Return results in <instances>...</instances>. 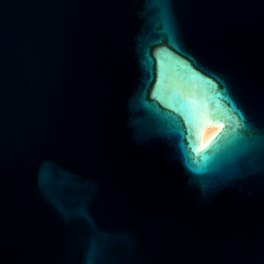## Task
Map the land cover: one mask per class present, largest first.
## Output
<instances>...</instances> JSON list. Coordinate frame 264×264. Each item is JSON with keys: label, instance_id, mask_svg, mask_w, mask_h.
I'll return each mask as SVG.
<instances>
[{"label": "water", "instance_id": "water-1", "mask_svg": "<svg viewBox=\"0 0 264 264\" xmlns=\"http://www.w3.org/2000/svg\"><path fill=\"white\" fill-rule=\"evenodd\" d=\"M0 264H264V0H0Z\"/></svg>", "mask_w": 264, "mask_h": 264}, {"label": "bare ground", "instance_id": "bare-ground-1", "mask_svg": "<svg viewBox=\"0 0 264 264\" xmlns=\"http://www.w3.org/2000/svg\"><path fill=\"white\" fill-rule=\"evenodd\" d=\"M220 125H207L203 131L202 146L204 147V141L212 139L215 134L219 131Z\"/></svg>", "mask_w": 264, "mask_h": 264}]
</instances>
